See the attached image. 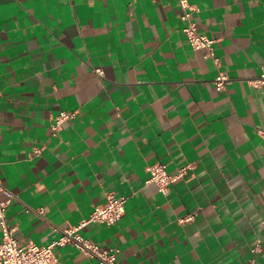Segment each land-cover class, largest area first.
I'll list each match as a JSON object with an SVG mask.
<instances>
[{
    "label": "crops",
    "instance_id": "obj_1",
    "mask_svg": "<svg viewBox=\"0 0 264 264\" xmlns=\"http://www.w3.org/2000/svg\"><path fill=\"white\" fill-rule=\"evenodd\" d=\"M190 3L218 66L187 42L178 0H0V181L20 242L48 244L124 195L117 222L79 231L121 264H264V86L251 84L264 0ZM61 111L75 116L53 134ZM155 163L189 167L161 194L146 182Z\"/></svg>",
    "mask_w": 264,
    "mask_h": 264
},
{
    "label": "built area",
    "instance_id": "obj_2",
    "mask_svg": "<svg viewBox=\"0 0 264 264\" xmlns=\"http://www.w3.org/2000/svg\"><path fill=\"white\" fill-rule=\"evenodd\" d=\"M180 6V20L183 21L182 32L187 42L194 50H203L204 58L211 59L216 66L219 65V59L215 55L213 44L214 40L197 31L196 23L191 18L193 5L190 0H178ZM98 77L102 76L100 68L95 69ZM228 83V77L221 71H218L212 80V84L217 91L225 89ZM252 86H264V63L260 66V75L251 82ZM75 116V112L61 111L52 120L51 130L55 134L62 126L63 122ZM39 153L38 149L34 154ZM185 165L177 170L175 174H169L166 166L162 163H155L146 167L148 178L146 182L155 184L157 191L165 194L169 186L180 179L186 168ZM0 192L5 194L8 199L0 200V264H55L56 259L53 253L55 247L71 245L81 251L89 258L96 259L99 264H121L117 260V252L113 249L101 248L97 244L83 237L79 231L90 223H100L106 226L117 222L124 214V205L127 197L124 195L114 196L107 194L102 204L95 205L87 218L82 219L74 226L65 228L59 232L57 238L45 245L35 244L33 242H20L13 234L5 219V209L11 194L4 188L0 181ZM190 216L180 218L179 223L187 222ZM261 250V241L257 239L252 248V253H258ZM250 262H252L250 260Z\"/></svg>",
    "mask_w": 264,
    "mask_h": 264
}]
</instances>
